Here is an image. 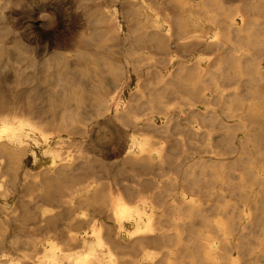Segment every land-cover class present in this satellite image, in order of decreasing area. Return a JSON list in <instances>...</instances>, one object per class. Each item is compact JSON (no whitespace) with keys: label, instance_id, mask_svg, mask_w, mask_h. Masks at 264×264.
Here are the masks:
<instances>
[{"label":"bare ground","instance_id":"obj_1","mask_svg":"<svg viewBox=\"0 0 264 264\" xmlns=\"http://www.w3.org/2000/svg\"><path fill=\"white\" fill-rule=\"evenodd\" d=\"M230 1L100 2L68 42L91 88L56 69L47 110L0 105V264H264V0Z\"/></svg>","mask_w":264,"mask_h":264},{"label":"rangeland","instance_id":"obj_2","mask_svg":"<svg viewBox=\"0 0 264 264\" xmlns=\"http://www.w3.org/2000/svg\"><path fill=\"white\" fill-rule=\"evenodd\" d=\"M90 1H92V0H15V2L13 1V2H10L9 4L7 3L6 5H4V7L2 8L4 10L0 11V14L1 13L3 14V15L1 14L0 18L3 20L5 19L4 21L7 22L11 28L13 27V29H15V32L16 33L18 32V34H16V36H15L13 33H10V34L8 33V34H6V37L8 35L9 39L4 38V39H6V40H4L6 50H4L3 51L4 54L0 56V58L2 59V61H0V82H1L0 83V87H1L0 93L2 94L4 92L3 94L7 95L8 97H6V96L2 97V95H3L2 94L0 97V105H4L6 107L8 106V108L15 110V111L16 110L18 111V109L20 110L21 108H26V106H29V105H31V107L36 108L37 110H43V111H44V109L47 110V108H48L47 103L48 102H46V100L48 99L49 91H51V89H52V87H51L52 85H50L48 83V79L51 78L49 80V82H52L53 75H51V74H54V72H56L58 69L60 72H62L64 74L63 78L64 79L66 78L65 80L71 79L70 81H73V82H71L73 85H76V83H77L76 86H78L79 88H82V87H86V89L91 88V85L93 84L92 80L81 75V72L84 69V67L75 65V62H74L73 56H72L73 53L75 52V48L71 44L72 43L74 44L75 41H80L79 38L81 39V37H79V36L83 35L84 33H89L91 31V26H89V21L87 20L89 18H87L86 16H88L89 13H92L93 10H97L98 8H100V6H98V3L102 2L101 8H103V5L105 8H107V6L110 7L111 4L113 5V3L114 4L117 3L118 7H120L119 5L123 0H112V1L111 0H109V1L108 0H101V1L99 0L100 2L98 0H96V1L93 0L91 2L93 5L90 3ZM97 1H98V3H97ZM88 2L90 5L88 4ZM93 2L95 3V6H94ZM245 3H246L245 0H232V1L227 3V6H229L230 9H232L234 7H239L240 9H242V7ZM83 5H85V6H83ZM87 11H89L88 14H87ZM89 16H90V14H89ZM84 22H86V23H84ZM31 23H33V25H31ZM85 24H87L86 26L88 28L85 26ZM19 28H21V29L19 30ZM88 29H89V31H87ZM82 30H84L85 32L82 33L81 32ZM78 32L79 33L81 32L79 34V36L77 35ZM20 34L22 37L18 36L20 39L19 40L17 38V35H20ZM76 36H77V38H75ZM13 38L15 40L16 39L17 40L14 41ZM71 38H73L74 40ZM62 40H64V41H62ZM72 40H73V42H72ZM13 41H14V43H13ZM15 42H17V43H15ZM68 42L71 44H69ZM118 42L119 41H116V40L106 41V44H108V43L111 44V45L108 44V47L106 49L109 50L110 53L115 52L111 55H110V53H108L109 54L108 55L106 53L107 51L105 49H103L105 51L104 52V51H101L102 50L101 48L96 47L97 49H95L94 45L89 44L90 45V47H89V45L84 43L83 41H82V43L80 42L79 45H80L81 49L85 48V50L86 49L91 50L93 48L91 50V53H93L94 55H96V53H98L97 51L100 49L99 55L102 53L103 55L110 56L111 59H115V60L120 59L121 60V58L123 56L122 53L124 50L123 49L124 45L122 43H118ZM17 44L20 45L19 46L21 48L20 50L15 48L17 46ZM81 44H83L84 46ZM92 46H94V47H92ZM113 46H115V47H113ZM119 46H121V48ZM46 47H48V49ZM57 47H60V48H57ZM71 47L73 50L70 49ZM86 47H88V48H86ZM46 49H47V51H46ZM93 50H94V52H93ZM171 51L172 52H178L180 54L182 53V54L186 55L185 52H180L176 48L172 47L171 49L166 50L157 56L166 58V60H167L170 57ZM19 52H20V54H19ZM58 52L59 53L61 52L65 55H67L68 56L67 58H69V60L71 59L70 60L71 62L68 61L69 62L68 64L63 63L61 65L60 64L55 65L54 62L52 61L51 56H53L54 53H58ZM120 52H121V54H120ZM199 53L203 54V58L205 60L207 59L206 57L213 58L217 54V52H215V51L212 52V51H202V50H200L198 52V54ZM253 53L257 56L262 55L261 50L260 51H257V50L253 51ZM112 55H114V56H112ZM27 57L29 59H30V57L31 58L34 57V58L31 61V60L27 59ZM48 58H50L49 61L52 62V65H50L49 67H45L44 66L45 63H43V62L46 61ZM33 60L35 63H33ZM49 61L47 60V62H49ZM163 64L166 65L167 62H163ZM65 65L66 66L69 65V66L66 68ZM38 66L41 68V70ZM19 67H21V68H19ZM80 67H82V68H80ZM49 73L52 77H50ZM66 74H67V76H66ZM78 74H79V76H78ZM14 75H15V77H14ZM48 75H49V78H48ZM70 76H72V77H70ZM75 79H76V82H75ZM78 79H80V80H78ZM81 83L84 85L81 86L82 85ZM3 84H4V86H6V88L3 86ZM13 84H15V85H13ZM7 86L9 88H11V90ZM53 89H58V88H53ZM47 90H49V91L47 92ZM7 92H9V93L11 92V93L9 94ZM5 93H7V94H5ZM28 96H29V99H28ZM3 102L5 104H3ZM244 102H246V101H244ZM105 137H106L105 141L108 142L109 152L111 154H113V153L118 154L119 147L116 144L111 143L113 136L106 135ZM116 146H117V148H116ZM229 153H231V154H229ZM229 153H228L229 156L235 155L233 152H229ZM27 166L30 169H34L32 163H31V160H29L27 162ZM230 196H232V195L230 194ZM256 234L259 236L260 233L255 232L254 236ZM155 248H156V250L154 248H153L154 250L152 249L155 252L150 251L151 249L149 251L152 252V254H155L157 252L159 253L160 252L159 248L158 249H157V247H155ZM155 255L156 256L160 255V253L155 254ZM135 258H139V256H137Z\"/></svg>","mask_w":264,"mask_h":264}]
</instances>
